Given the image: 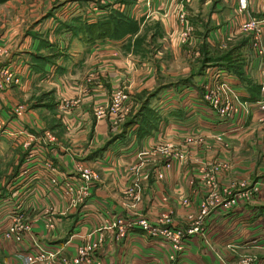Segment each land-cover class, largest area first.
Masks as SVG:
<instances>
[{
  "label": "crops",
  "instance_id": "0c3cea01",
  "mask_svg": "<svg viewBox=\"0 0 264 264\" xmlns=\"http://www.w3.org/2000/svg\"><path fill=\"white\" fill-rule=\"evenodd\" d=\"M47 1L0 2V44L7 47L0 63L21 77L18 84L0 89L5 120L0 227L17 212L32 235L14 244L0 231V264H15L19 253L32 249V239L40 246L56 245L68 256L75 255L77 246L99 241L91 250L98 264H163L167 244L151 240L137 226L116 238L115 229L101 227V220L120 214L159 222L168 215L171 224L187 227L210 192L217 195V207L170 264H238L245 253L264 264V115L251 103L247 114L228 121L200 99L204 72L217 68L239 98L253 102L252 96L259 97L264 53L253 51L239 23L258 18L264 44V0H245L240 11L237 0H148V5L143 0H56L50 12ZM91 2L97 15L110 9L123 13L130 29L117 37L85 39L61 25L71 17L93 20L88 19ZM185 27L188 34L180 38ZM226 50L240 58L245 80L208 61ZM156 87L148 102L153 113L138 128L131 119L138 95ZM115 89L127 94L128 112L95 116L93 108L107 104ZM41 91H52V107L33 103ZM16 104L23 108L18 114L12 110ZM44 130L53 140L42 145L44 150L36 148L59 176L73 175V160L80 154L98 174L80 203L50 189L46 170L35 158L25 175L19 173L28 150L21 142L28 132L41 135ZM139 155L149 156L146 166ZM202 166L212 179L202 176ZM158 167L163 175L156 178ZM140 169L149 171L144 180L134 177ZM252 183L257 191L249 190Z\"/></svg>",
  "mask_w": 264,
  "mask_h": 264
},
{
  "label": "built area",
  "instance_id": "2783aa9c",
  "mask_svg": "<svg viewBox=\"0 0 264 264\" xmlns=\"http://www.w3.org/2000/svg\"><path fill=\"white\" fill-rule=\"evenodd\" d=\"M145 5H148V0H143ZM245 0H237L236 8L238 11L244 9ZM97 16L96 6L91 2L90 12L88 17L94 19ZM178 18L181 21L185 20V16L182 12L178 14ZM239 28L242 31H249L250 34V45L256 54L264 53V44L262 40V27L260 20L256 17H249L239 23ZM188 28L185 27L182 30L181 38H185L188 34ZM4 55L5 49L0 48V53ZM5 52V53H4ZM0 56V58H1ZM222 69L217 68L215 71L204 72V80L201 84L200 99L203 100L207 106H209L213 112L224 118V120L230 121L234 116H243L249 111L250 104L254 103L257 109L264 112V68L260 70L259 89L261 91L260 96L253 102L250 100L239 98L238 92L229 84L224 82L220 76L222 75ZM20 74L9 65L0 63V88L8 86L11 83L18 84L20 82ZM124 94L120 90H114L109 103L105 105H96L93 108L94 115L100 116L105 112L110 113L116 112L123 115L127 112L128 106L123 104L122 98ZM65 102V100H64ZM64 105V104H63ZM21 105H15L12 107L14 113L18 114L22 111ZM244 111L243 114L241 112ZM4 118L0 114V134L4 131ZM27 137L21 142V144L28 148L27 152L23 156L22 163L19 168V173L25 175L28 171L27 163L31 159H36L46 170L47 184L50 189L57 190L61 195L67 197L72 203L79 202L86 194L87 181L93 176L90 171L79 164H75L73 175L66 176L61 180H58L59 171L57 167L40 153L43 149V144L53 140V135L48 131L44 130L41 135H34L30 132L27 133ZM41 144V145H40ZM41 146L39 150L36 147ZM32 148V149H29ZM35 151H39L37 154ZM36 156V157H35ZM216 166L213 165V170ZM77 175V176H75ZM244 185V182H240ZM250 191H257L258 186L256 183L250 184ZM31 192V191H29ZM32 193H29L31 195ZM218 200L215 192H210L200 203L195 214V221L192 226H188L185 230L186 233H192L198 230L199 225L203 223L204 217L208 212L217 207ZM19 202L14 203L16 209L19 208ZM165 219H168L164 216ZM51 224L48 223V226ZM110 225L117 227L118 236H123L126 232V228L130 225H137L139 228L145 230L148 234L155 236L154 234L160 233L163 238L171 240L172 248L176 251L182 247V236L184 232L181 227L178 226H163L156 228L152 222L141 217L135 221L124 220L122 216L116 217L110 222ZM0 231L5 238L10 239L14 244L21 242L24 236L32 237L30 232V225L22 220L21 214L15 212L10 220L6 222L4 226L0 227ZM94 243H87L77 247L76 254L72 257L66 256L61 253L58 247L55 245L51 247H43L37 244L35 240H31V250H26L19 253L18 260L15 264H92L91 250L94 247ZM172 258V254L169 255ZM255 258L252 255H243L239 259V264H254Z\"/></svg>",
  "mask_w": 264,
  "mask_h": 264
},
{
  "label": "rangeland",
  "instance_id": "374dc122",
  "mask_svg": "<svg viewBox=\"0 0 264 264\" xmlns=\"http://www.w3.org/2000/svg\"><path fill=\"white\" fill-rule=\"evenodd\" d=\"M5 0H0V2H4ZM112 1H115V0H112ZM55 2H56V0H48L47 1V6H46V8H48V11L50 12V9L52 8V6L55 4ZM4 10H1L0 11V14L3 12ZM100 16H102V15H100V14H98L97 16H91V17H95V18H97V17H100ZM85 18H87V17H85ZM94 18V19H95ZM88 19H90L89 17H88ZM244 32H247V34H248V37H249V40H250V34H249V31H244ZM179 37L181 38V34L179 35ZM0 48L1 49H5V52L7 51V47L5 46V45H3V44H0ZM4 52V53H5ZM3 52H1L0 53V56H1V54H2ZM44 55V57H47V55H45V54H43ZM3 56V55H2ZM1 56V57H2ZM240 58L238 57V55H236L235 53L233 54H231V55H227V57H226V60H224V62H226V64H235V65H237V66H240ZM0 62H1V58H0ZM259 78H260V76H259ZM11 84H14V83H11ZM11 84H9V85H11ZM8 85V86H9ZM5 87H7V86H5ZM4 88V87H3ZM1 89V88H0ZM154 89L155 88H153V89H151V90H148V91H142V92H140V94L138 95V99H139V103H137V106H136V108L133 110V112H132V114H134L135 113V111L139 108V106H140V104H142L143 106H142V108H141V111H140V114H141V116H139V119L137 120V123H139V126H138V128H141V127H143L145 124H146V121L148 120V118L150 117V113H149V110H148V108H149V106H148V102H149V100L151 99V96H150V94H153V92H155L154 91ZM115 90H120L124 95V97L122 98V101H123V104H125L124 102H126L125 100H126V93L125 92H123L121 89H115ZM159 90V89H158ZM258 90H259V96H260V93H261V91H260V89H259V83H258ZM114 92V90H112L111 91V93H110V95H109V100L111 99V97H112V93ZM158 92V91H157ZM149 96V97H148ZM145 98H148V99H146L145 100ZM53 97H52V91H41L35 98H34V102L33 103H36L37 104V102H40L41 104L44 102L45 104H49L50 105V107H52V102H53ZM145 100V101H144ZM36 101V102H35ZM32 103V104H33ZM108 103H109V101H108ZM17 105H19V104H17ZM39 105V104H38ZM22 107V106H21ZM151 109V108H150ZM250 109H251V107H250ZM152 111V113H153V109L151 110ZM128 112V111H127ZM126 112V113H127ZM126 113H124V114H126ZM244 113V111H242L241 112V114H243ZM248 113V112H247ZM246 113V114H247ZM260 113H261V115H264V112H261L260 111ZM260 113H259V115H258V117H260ZM104 114H110V113H107V112H105L104 111V113L102 114V115H104ZM111 114L112 115H117V116H119L120 115V113H116V112H111ZM110 114V115H111ZM239 117H242L241 115L239 116ZM259 119H261V118H259ZM50 125H54V123H52V124H50ZM49 132H50V130H48ZM51 133V132H50ZM216 139H220L219 137L218 138H216ZM4 147L6 148V150H8V147L6 146V143H4ZM163 150H165V151H167V152H169V150L167 149V146L163 149ZM162 150V152L165 154V155H167L168 153L167 152H165V151H163ZM162 152H161V154H162ZM173 155H175L176 157H178V158H180V154H173ZM20 156H18L17 158H19ZM158 157H159V159L161 158H163L164 156L163 155H158ZM16 158V160H15V163H17L18 162V160L19 159H17ZM139 158H140V163H142L144 166H146L147 164V162H148V158H149V156L148 155H139ZM150 159V158H149ZM85 158H83V156L80 154L76 159H74L73 160V165H75V164H79V165H81V166H83V167H86L89 171H90V173L93 175V176H91L90 178V180H88L87 181V185H85V187H86V190L88 191V188H89V186H90V184L92 183V181L93 180H96L97 178H98V174H97V172H96V170L93 168V165L91 166V165H89V163L85 160ZM8 162H10V157H9V159H8ZM206 168L207 167H205V166H202V176H205L207 173H206ZM73 169H74V166H73ZM139 172H137V174H136V176H134V177H136V179H141V180H144V179H146L147 178V176H148V173H149V171L147 170V169H143V170H138ZM60 173V172H59ZM154 175H155V177L156 178H159V177H161L162 175H163V169L162 168H156V170L154 171ZM61 176V177H60ZM60 176H58L59 178H58V180H61L62 178H64V177H66V176H69V175H66V174H61ZM75 176H77V175H75ZM261 177H264V176H261ZM207 178L208 179H212V177L211 176H209L208 174H207ZM260 177H258V179H259ZM4 180H5V178H4ZM253 181H255V180H253ZM252 181V182H253ZM240 185H242V184H240ZM251 186V185H250ZM87 191H86V194H87ZM253 192V191H252ZM86 194L83 196V198L86 196ZM82 198V199H83ZM82 199H81V201H82ZM81 201H79V202H75V203H72L71 202V200H70V202L72 203V204H77V203H80ZM196 212H197V210H196ZM196 212H195V214H196ZM118 216H121L120 214H113V215H110L108 218H105V219H103V220H101V223L99 224L101 227H107V228H109V227H111V228H114L115 229V232H114V236L116 237V238H123V237H125L129 232H130V230H131V228L133 227L134 228V226H137V225H130V226H128L127 228H126V232H125V234L123 235V236H118V234H117V227L116 226H114V225H110V222L112 221V220H114L116 217H118ZM141 217H143V218H145V219H147L146 217H144L143 215H140L138 218H141ZM161 217H163V216H161ZM166 217L168 218V219H165L164 217L161 219V220H158L159 222H152L153 224H155L154 226L156 227V228H160V227H163V226H165V225H167V226H178V227H181L182 228V230H183V232H184V236H182V247L180 248V249H178V250H174L173 248H172V244H171V240H169V239H166V238H163L162 236H161V234L160 233H156V234H154L155 236H152V235H150V234H148L145 230H143V229H141V228H139L138 226V228L141 230V232L144 234V235H146L147 237H149V238H151V240H153V241H158V242H164L165 244H167L168 246H167V249H166V252H165V255H166V262L165 263H163V264H170V262L171 261H173L179 254H181L183 251H184V249H185V247H186V239L188 238V237H190L189 235L190 234H192V233H197V232H200L201 231V229H202V225H203V223H204V220H205V217H204V220H203V223L201 224V225H199V227H198V230L197 231H194V232H192V233H186L185 232V230L187 229V227L188 226H192L193 225V222L195 221V219H192V220H190V223H189V225L187 226V227H183V226H180V225H173V224H171L169 221H171L170 219H169V216L168 215H166ZM124 220H129V221H135V220H137L138 218H136V219H128V218H125V217H122ZM148 220V219H147ZM149 221V220H148ZM149 222H151V221H149ZM169 222V223H168ZM89 244V243H94L95 245H94V247H93V249L95 250V248L97 247V245L99 244V241H97V242H93V241H90V242H86V243H84V245L85 244ZM42 246V245H41ZM54 247H55V245H53ZM43 247H49V246H43ZM51 247V246H50ZM78 247V246H77ZM77 247H76V250H77ZM59 249V251H60V248H58ZM61 252V251H60ZM61 253H63V252H61ZM75 254H76V252H75ZM172 254V258H169V255H171ZM251 254H253V253H251ZM245 255H250V254H246L245 253ZM66 256H68V255H66ZM72 256H74V255H72ZM72 256H69V257H72ZM92 261H93V263L92 264H98V261H94L93 260V258H92ZM81 264V263H80ZM152 264H159V263H157V262H153ZM160 264H162V263H160ZM238 264H239V262H238ZM254 264H255V261H254Z\"/></svg>",
  "mask_w": 264,
  "mask_h": 264
},
{
  "label": "trees",
  "instance_id": "16d2710c",
  "mask_svg": "<svg viewBox=\"0 0 264 264\" xmlns=\"http://www.w3.org/2000/svg\"><path fill=\"white\" fill-rule=\"evenodd\" d=\"M61 25L64 28L71 30L74 35H79L80 37L85 39H89L92 37L99 38L104 36L117 37L121 35L123 29L125 30L130 29L129 20L125 17L123 13L115 9H110L104 15L97 17L91 21H86L84 19H81L80 17H71L68 21L63 22V24ZM227 55H231V50L220 52L219 55L215 56V58H209L208 61H210L211 63L212 62L217 63L218 65L222 66L224 69L236 73V75L242 81L245 80L241 70L239 69V66L231 63L226 64V62H224V60H226ZM37 56L40 57L41 60L44 61L48 60V56L44 57L43 54L40 55L38 54ZM206 59L207 57L204 60ZM158 89L159 87H156L154 89L155 92H153V94H150L151 98L157 93ZM251 98L257 99L258 96H252ZM146 99L148 98H145V100ZM142 106L143 105L140 104L139 108L135 111V113L131 115V119H135L136 122L139 119V116H141L140 111ZM148 110L151 115L152 109L148 108ZM147 122L148 120L146 121V123Z\"/></svg>",
  "mask_w": 264,
  "mask_h": 264
}]
</instances>
